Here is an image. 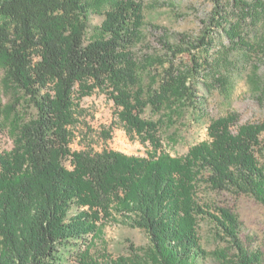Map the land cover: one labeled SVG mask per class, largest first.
Instances as JSON below:
<instances>
[{
	"label": "trees",
	"instance_id": "obj_1",
	"mask_svg": "<svg viewBox=\"0 0 264 264\" xmlns=\"http://www.w3.org/2000/svg\"><path fill=\"white\" fill-rule=\"evenodd\" d=\"M224 12L215 0L207 28L223 29ZM91 16L85 0H0V58L8 80L36 109L14 148L0 152V264H133L137 253L113 258L94 251L105 219L147 235L145 248L132 249L144 259L201 264L207 254L198 231L205 217L235 254L231 263L263 264L262 252L241 237L238 216L200 191L264 205V122L238 126L230 114L214 120L210 141L185 156L163 152L158 124L143 118L145 109L159 113L174 97L194 106L197 97L171 70L147 99L136 91L141 4L116 2L98 27ZM91 30L98 38L87 39ZM213 33L204 30L197 48L211 47ZM96 92L115 103L127 132L151 144L149 157L72 150L81 102Z\"/></svg>",
	"mask_w": 264,
	"mask_h": 264
},
{
	"label": "rangeland",
	"instance_id": "obj_2",
	"mask_svg": "<svg viewBox=\"0 0 264 264\" xmlns=\"http://www.w3.org/2000/svg\"><path fill=\"white\" fill-rule=\"evenodd\" d=\"M85 1L96 27L118 1L142 5L144 25L133 52L139 70L136 91H142L145 99L165 83L168 70L177 80L186 82L197 97L194 106L174 97L159 113L153 112L151 106L145 109L143 118L158 124L163 152L173 157L185 156L193 146L210 141L208 127L214 120L230 114L238 116V126L264 122V0H221L226 21L220 30L207 28L215 0ZM206 29L214 30L213 45L197 48ZM96 38L89 31L87 39ZM177 47L182 52L173 53ZM81 107L83 116L71 145L73 151L112 150L139 157H149L154 152L150 143L144 144L125 130L119 111L107 94L96 92L84 98ZM35 116L29 97L8 80L0 58V152L14 148L20 128ZM261 138L264 142V133ZM260 161L264 165V156ZM200 193L213 206L238 216L243 224L241 237L251 239L253 247L262 252L264 264V205L225 191L205 188ZM103 226V237L94 248L97 254L106 252L117 258L137 253L140 258L133 264H155L132 251L147 246L148 238L142 230L109 219ZM198 232L207 254L201 264H233L230 259H235V254L227 250L210 218L199 221Z\"/></svg>",
	"mask_w": 264,
	"mask_h": 264
}]
</instances>
